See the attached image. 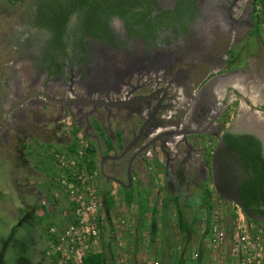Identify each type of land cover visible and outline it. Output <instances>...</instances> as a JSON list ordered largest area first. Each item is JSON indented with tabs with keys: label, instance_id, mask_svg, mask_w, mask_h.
I'll use <instances>...</instances> for the list:
<instances>
[{
	"label": "rangeland",
	"instance_id": "obj_1",
	"mask_svg": "<svg viewBox=\"0 0 264 264\" xmlns=\"http://www.w3.org/2000/svg\"><path fill=\"white\" fill-rule=\"evenodd\" d=\"M157 1L166 11L178 0L172 6L171 0ZM186 1L172 18L184 17ZM42 2L52 4L0 0V264H51L47 230L69 209L57 178L89 170L90 162L102 198L115 191L120 207L122 188L133 192L122 230L115 229L104 202L97 251L105 264H146V258L150 264H228L237 209L216 194L211 160L224 132H261L244 121L247 111L254 116L264 109L245 99L251 87L262 99L254 85L264 87L260 0H194L185 27L154 18L152 25H167L154 34L136 20L147 8L143 1L124 17L96 24L90 34L83 33L78 12L70 17L62 52L49 48L47 30L31 24L30 12ZM199 20L201 34L194 30ZM162 57L173 58L167 69L156 67L154 59L165 62ZM151 62L160 78L138 74L134 66ZM182 125L188 129L179 131ZM168 130L173 133L162 135ZM173 138L180 140L170 144ZM57 154L65 157L66 169ZM28 205L54 206L60 214L36 221L35 229L33 220L14 216L19 211L21 219ZM139 222L144 229L137 237ZM136 243L143 253L135 252Z\"/></svg>",
	"mask_w": 264,
	"mask_h": 264
},
{
	"label": "built area",
	"instance_id": "obj_2",
	"mask_svg": "<svg viewBox=\"0 0 264 264\" xmlns=\"http://www.w3.org/2000/svg\"><path fill=\"white\" fill-rule=\"evenodd\" d=\"M56 157L65 168V157L60 154ZM70 165L74 166V162ZM57 181L69 209L57 225L47 230V255L51 264H83L88 254L100 253L97 247L102 235L105 204L96 186V172L86 168L77 172L69 170ZM234 206L237 214L228 248V264H264V227L247 220L242 210Z\"/></svg>",
	"mask_w": 264,
	"mask_h": 264
},
{
	"label": "trees",
	"instance_id": "obj_3",
	"mask_svg": "<svg viewBox=\"0 0 264 264\" xmlns=\"http://www.w3.org/2000/svg\"><path fill=\"white\" fill-rule=\"evenodd\" d=\"M7 1L13 2L19 0ZM88 2L90 3L89 0H51L52 4L48 6H46V2H42V5L39 6L33 12V14H31V24L35 27L47 30L51 34V39L49 40L48 44L49 48L53 46L54 48H58L62 52L65 48L63 36L66 32V27L68 26L70 17L73 13H83L81 29L84 34H90L92 33L91 29L93 27L98 25L101 26V24L103 23V21L101 22V18H103V11L101 13L99 12V9L102 8V6H104V9H113V7H118V3L120 2L121 4L128 3V6L132 5V0H95L90 4L94 6V9H90L89 7L91 6L84 9V6ZM260 4L264 7V0H260ZM149 6L150 4H148L147 7L149 8ZM111 12L113 11L111 10ZM107 16L108 15H106V17ZM145 17H148L147 12L143 14L142 19H144ZM226 137L237 139L238 147H236L235 149L237 150L239 155H242V159L244 161L252 163V166L250 168L251 181L245 182L243 186L239 188V192L244 200L245 206L249 208V205L253 204L255 201H260L264 204V158L261 154L260 144L252 139L241 140V138H237L232 134H227ZM250 153L253 154V158L251 157ZM258 163H260V166L257 165ZM93 167L94 164L90 162L88 164L89 170H92ZM129 195H131V192ZM103 199L104 202L108 204L107 207L109 209L112 206L111 199L106 195ZM142 213L143 211H141V214ZM182 263H184V261ZM83 264H105L104 253L100 252L95 254H88L85 257Z\"/></svg>",
	"mask_w": 264,
	"mask_h": 264
},
{
	"label": "flooded vegetation",
	"instance_id": "obj_4",
	"mask_svg": "<svg viewBox=\"0 0 264 264\" xmlns=\"http://www.w3.org/2000/svg\"><path fill=\"white\" fill-rule=\"evenodd\" d=\"M89 1H91L92 2V0H89ZM141 1H143V2H146L145 4H147V6H148V4H150V6H149V8L147 7L146 8V10L145 11H143L144 13H148V17H150V18H152V20H147V22H145L146 21V17L144 18V19H142L143 18V13L139 16V19H136L138 22H140V21H142L143 23H145V25H144V28H145V30H147V31H149L150 33H152V34H154L155 32H158L161 28H165L167 25H165V24H154V25H152L151 24V22L154 20V18H156L157 19V21L158 20H168L169 22H172V21H175V22H177L178 24L176 25L177 27H181V28H183V27H185L184 25L186 24L185 22H186V20H185V15H187L188 13H190V8H187V7H189V6H191V4L193 3V1L194 0H187L186 2V5H185V7H184V9L182 10V13H183V18L180 20L178 17L177 18H172L171 16L173 15V13L175 12V8H176V6L178 5V3L179 2H181L182 0H178L177 1V3H176V5H175V7H174V9H172V10H166V11H164L163 9H161V8H159V5H158V1L157 0H150V1H152L153 2V4H154V6L153 5H151V3H149L148 1H145V0H132V5H129L128 6V3H123V4H121V2L120 3H118V7H113V9H104V6H102V8H100L99 9V12L101 13L102 11H103V18H101V22L102 21H104L105 22V20H109V19H112V18H114V17H124V15L125 14H127L129 11H130V9H131V7H133V6H135V5H137V3L138 2H141ZM160 2H161V0H160ZM162 3V2H161ZM163 4V3H162ZM165 4V3H164ZM189 5V6H188ZM91 7H89L90 9H94V6L93 5H90ZM128 6V7H127ZM127 7V8H126ZM126 8V9H125ZM111 10L113 11V12H111ZM35 10H32L30 13L31 14H33V12H34ZM110 12V13H109ZM75 14H77V12H75V13H73L72 15H75ZM106 15H108L107 17H106ZM105 16V17H104ZM148 19V18H147ZM106 23V22H105ZM201 21L199 20V25H198V23L195 25V28L196 29H194V30H196L198 33H200V31H198V27H200L201 26ZM178 33H179V31H177ZM177 32H175V33H177ZM174 33V34H175ZM151 34V35H152ZM201 34V33H200ZM200 34H197V36H196V40H198L199 41V38L201 37L200 36ZM172 37H174L173 36V34H172ZM172 39V38H171ZM177 43V42H176ZM184 44V43H183ZM186 45V44H185ZM164 60H165V62H163L162 61V59L161 58H159V59H154V62L157 64L156 65V67L157 66H159L160 68L159 69H162L163 67H166V69H167V67L169 66V61L168 60H171L172 61V59L173 58H168V60L165 58V57H162ZM167 60V61H166ZM171 61H170V63H171ZM152 62H153V60H152ZM151 62V64H148L149 65V67L148 66H142V64H141V67H143L142 69L140 68V64H134V66L135 67H138L139 69H137V70H139L138 72V74H140L141 72H147L148 74L149 73H151V74H153V72L154 73H156V78H160V75H158V73H157V70L156 69H154L153 68V66H154V64ZM151 65V66H150ZM164 77H165V75H163V77H162V80L164 79ZM234 92H236V93H239V92H237V91H235L234 90ZM240 94V93H239ZM241 95V94H240ZM242 96V95H241ZM243 97V96H242ZM245 99L247 100V102H250V100L248 99V97H245ZM251 103V102H250ZM263 112H264V109L262 110ZM251 132L250 133H253V134H255V135H257L258 137H260V138H262L263 139V137H261L263 134L262 133H255L253 130H250ZM248 132V131H247ZM227 134H232V135H234L235 137H239V138H241V140H249V139H252V140H254V141H256V142H258L259 144H260V146H261V154H262V157L264 158V154H263V147H262V143H261V141L259 140V139H257V138H255V137H252V136H244V135H241V134H238V133H234V132H230V133H228V132H224L223 134H222V136L219 138V140L220 139H222L223 141H225V143H226V146H227V148L229 149V150H231V151H234V152H236L237 153V155H238V158H239V160H240V162H241V164H242V171L244 172V173H246L247 174V178L246 179H244L243 180V182H242V184L240 185V187H242L243 186V184L245 183V182H247V181H251V166H252V163L251 162H247V161H244L243 159H242V155L240 154L239 155V153L237 152V150L235 149L236 147H238L237 146V139H232V138H229V137H226V135ZM250 155H251V157L253 158L254 156H253V154H251L250 153ZM258 166H260V163H258L257 164ZM240 193V192H239ZM242 197V196H241ZM243 199V198H242ZM244 201V200H243ZM253 215H255V216H257V217H260V218H264V204L262 203V202H260V201H255L253 204H251V205H249V208H247Z\"/></svg>",
	"mask_w": 264,
	"mask_h": 264
},
{
	"label": "crops",
	"instance_id": "obj_5",
	"mask_svg": "<svg viewBox=\"0 0 264 264\" xmlns=\"http://www.w3.org/2000/svg\"><path fill=\"white\" fill-rule=\"evenodd\" d=\"M255 87L256 86H260L261 87V89H262V99H259L258 100V103H260L259 105L261 106V105H264V95H263V91H264V87H263V83L261 82V83H258V84H256V85H254ZM246 97V96H245ZM249 99V98H248ZM250 100V99H249ZM262 101V102H261ZM251 102V101H250ZM248 114H251L249 111H247V115ZM252 115H254V116H250L251 118H253L254 119V117H255V119H256V121H259V123H262V129L261 130H263V131H261L260 133H264V112H262V111H255ZM244 116H245V114L243 113V117H242V119L244 118ZM188 129V127H183V125L182 126H180V128H179V131H183L184 129ZM189 129H191V127H189ZM170 133H173V131H169L168 130V132L167 133H165V134H162V135H168V134H170ZM256 133V132H255ZM259 133V132H258ZM259 133V134H260ZM261 137H263V139L262 138H260V137H258L257 135L255 136V138H257V139H259L260 141H264V136L262 135ZM180 138V137H179ZM177 139V138H173V140L172 139H170L171 141H170V144H174L175 142H178L180 139ZM109 157V156H108ZM110 158V157H109ZM114 192L115 191H113V192H111L109 195L108 194H106V196H108L110 199H111V202H112V206L108 209V204L106 203V208H107V212H108V215L110 216V220H114V227H115V229L116 230H122L123 229V227H124V225H125V222H126V224L129 222L128 221V219H123L124 217H125V215L127 214V208H125L124 209V207H126V206H128V205H131L132 204V200H131V198H130V188H128V189H124V188H122V192H120L121 193V196H122V194H123V196H124V198L122 199V201H121V203H120V207H118L117 206V203H116V196L114 195ZM131 193H133V192H131ZM55 196L57 197V195L55 194ZM105 197V196H104ZM132 206V205H131ZM28 209H24V210H22V218L21 219H19V211L17 212V211H15L14 212V216H15V218L17 219V220H33L32 221V226H33V228H35L36 229V226H37V222L36 221H38V220H43V219H45V218H47V219H49V220H52V219H54V217H56V219H57V217L59 216V214H60V209L59 208H57V207H54V206H50L49 208H44V209H34V208H32L31 206H26ZM30 207H31V209H30ZM19 209V208H18ZM20 210V209H19ZM121 210H122V212H121ZM125 210V211H124ZM149 211V209L147 208V212ZM20 212H21V210H20ZM118 213V214H117ZM108 216V217H109ZM61 217H62V214L59 216V219H61ZM141 218H140V216H139V218H138V216H137V220L138 221H143V225H146V221L147 220H144L143 218L140 220ZM121 220H123L122 222H120ZM151 220H153V218H151ZM55 221H58V223H59V221L60 220H55ZM132 221V220H131ZM137 221V222H138ZM156 221H157V219H156ZM139 225H138V227H136L135 229H136V231H135V233H136V235H137V237L140 235L139 233H141L142 232V230L144 229H142L141 230V228H142V223H138ZM30 233V232H29ZM122 234V233H121ZM142 234V233H141ZM30 235H32L31 233H30ZM121 237L123 236V235H120ZM119 236V237H120ZM16 242L18 243V245H23L22 244V242L20 241V240H18V239H16ZM123 242H124V238H123ZM36 245V241H35V239H34V237H33V241H32V246H35ZM24 246V245H23ZM135 252L137 253L138 251H140V253H143L142 252V250L144 249V246H141L140 245V243H136V245H135ZM119 249H121V248H119ZM151 249H150V246H149V249L147 250L148 252L150 251ZM141 255H143V254H141ZM141 259V258H140ZM228 259V258H227ZM142 260V259H141ZM143 260H145L146 262V264H150L149 262H148V259L146 258V259H143ZM213 261V260H212ZM139 263V262H138ZM228 263H229V261H228ZM142 264V263H141ZM201 264H213V263H209V260H208V262L207 263H205V262H203L202 261V263Z\"/></svg>",
	"mask_w": 264,
	"mask_h": 264
},
{
	"label": "water",
	"instance_id": "obj_6",
	"mask_svg": "<svg viewBox=\"0 0 264 264\" xmlns=\"http://www.w3.org/2000/svg\"><path fill=\"white\" fill-rule=\"evenodd\" d=\"M175 0L167 3L172 6ZM264 136V133H263ZM264 154V141L262 142ZM242 164L236 152L227 148L222 139L216 145L211 160V173L213 187L216 194L225 203H232L238 206L242 212L250 219L264 226V218L253 215L245 206L239 193L240 185L247 178V174L242 171Z\"/></svg>",
	"mask_w": 264,
	"mask_h": 264
},
{
	"label": "bare ground",
	"instance_id": "obj_7",
	"mask_svg": "<svg viewBox=\"0 0 264 264\" xmlns=\"http://www.w3.org/2000/svg\"><path fill=\"white\" fill-rule=\"evenodd\" d=\"M211 16V15H210ZM219 19V18H218ZM220 21H222L221 19H220ZM202 29H204V28H202ZM100 71V70H99ZM234 88H236L239 92L240 91H242L244 94H245V90H244V88L243 87H240L239 85H235L234 86ZM241 93V92H240ZM219 97H221V96H219ZM249 97V99H250V101L251 102H256V101H258V98H257V92H256V90L254 89V87H251V94L248 96ZM74 98V97H73ZM219 99V98H218ZM244 108V107H243ZM245 122H246V126L248 127V128H250V129H254V130H256V131H263V130H261L262 129V123H259V121H256V119H255V117H254V119L253 118H251L249 115H247L246 117H245V120H244Z\"/></svg>",
	"mask_w": 264,
	"mask_h": 264
}]
</instances>
